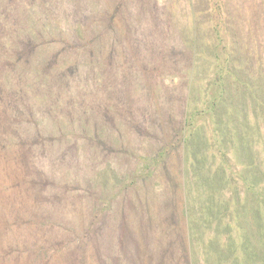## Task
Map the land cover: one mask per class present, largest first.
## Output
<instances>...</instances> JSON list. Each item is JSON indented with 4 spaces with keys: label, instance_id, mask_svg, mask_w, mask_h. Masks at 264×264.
Returning <instances> with one entry per match:
<instances>
[{
    "label": "rangeland",
    "instance_id": "obj_1",
    "mask_svg": "<svg viewBox=\"0 0 264 264\" xmlns=\"http://www.w3.org/2000/svg\"><path fill=\"white\" fill-rule=\"evenodd\" d=\"M14 4L0 264H264V0Z\"/></svg>",
    "mask_w": 264,
    "mask_h": 264
},
{
    "label": "trees",
    "instance_id": "obj_2",
    "mask_svg": "<svg viewBox=\"0 0 264 264\" xmlns=\"http://www.w3.org/2000/svg\"><path fill=\"white\" fill-rule=\"evenodd\" d=\"M10 1H15L14 5L16 7H18V4H21V2H23V0H18V1L17 0H10ZM187 211H188V208L185 206V213H187ZM186 223H187L188 227L190 228L191 224L189 222L188 216H187V219H186ZM190 232H191V228H190ZM207 234H211V232L205 230L204 236H206ZM207 237H208V235H207Z\"/></svg>",
    "mask_w": 264,
    "mask_h": 264
}]
</instances>
